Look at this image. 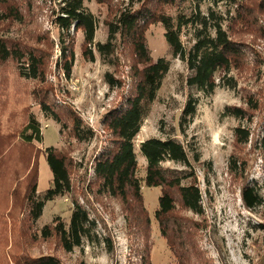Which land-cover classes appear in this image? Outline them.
Wrapping results in <instances>:
<instances>
[{"label":"rangeland","instance_id":"obj_1","mask_svg":"<svg viewBox=\"0 0 264 264\" xmlns=\"http://www.w3.org/2000/svg\"><path fill=\"white\" fill-rule=\"evenodd\" d=\"M132 1L137 8L144 0ZM17 2L21 19L0 18V41L10 49L18 47L41 57L45 74L43 82L25 79L19 76L15 60H0V208L5 213L0 211V259L4 260L5 255L9 257L11 248L13 264L17 258L21 261L26 256L45 254L57 256L63 264H178L153 216L158 207L159 187L143 185L141 188L150 218L145 244L144 236L129 232L118 200L97 195L93 184L94 160L109 139L102 119L109 111L123 107L132 87L131 60L119 37L111 55L100 54L96 44L106 42L107 23L131 0H82L96 20L93 43L89 46L94 59L84 54L82 30L71 29L64 42L73 53L69 76L63 68L59 29L53 23L60 0ZM208 6L204 2L200 10L205 12ZM191 8V2L185 0L166 10L175 16L179 12L188 14ZM228 8L218 5L221 11ZM4 10L0 5V12ZM246 13L244 20H237L232 27L233 38L245 52L239 69L232 71L236 89L218 87L210 96L198 94L196 113L183 132L178 123L191 92L185 83L189 71L184 62L172 57L161 24L151 23L145 31L152 60L163 57L169 60L170 68L133 140L138 165L136 176L142 179L146 169V161L139 151L141 142L149 138H172L186 146L191 168L172 161H165L161 166L185 175L187 179L183 182L193 173L201 191L204 211L201 216L178 212L181 219H190L199 228L193 229L197 255H192L187 264H264V203L248 209L241 198L244 185H256L264 201V156L255 144L264 126V2L261 6L259 0L247 3ZM34 94L48 101L62 118L60 123L42 110ZM247 98L257 101V110L248 109ZM226 107H241L250 113L249 118L240 120L224 114ZM70 113L81 120L83 131L90 128L94 132L92 139L78 142L72 136ZM29 114L39 123L40 143L26 144L19 138ZM237 126L250 130L249 144L236 143L234 128ZM51 146L70 161L72 190L46 202L41 216L31 223L24 199L26 175L38 157L37 195L41 196L52 178L43 155V150ZM194 155H198V161L193 160ZM231 155L245 166L235 175L228 169ZM75 201L96 221V231L91 240L65 252L55 236L43 239L40 230L45 225L51 226L54 217H60L67 226ZM4 217L6 225L3 226ZM143 256L148 261H143ZM0 264L11 262L6 259Z\"/></svg>","mask_w":264,"mask_h":264},{"label":"trees","instance_id":"obj_2","mask_svg":"<svg viewBox=\"0 0 264 264\" xmlns=\"http://www.w3.org/2000/svg\"><path fill=\"white\" fill-rule=\"evenodd\" d=\"M181 1L185 0H144L139 7L134 8L131 0L128 6L120 9L107 23L106 42L96 44V50L100 54L111 55L114 54L116 38L119 37L131 60L129 69L132 87L123 107L109 111L102 119V125L109 134V139L108 145L94 160L93 184L97 195L118 200L129 232L144 236L145 244L149 234L150 218L143 203L141 188L143 185L159 187L158 207L154 211V219L161 236L165 238L169 249L179 260L178 264H187L192 255H197L193 229L199 228L196 222L187 218L181 219L178 212H190L201 216L204 212L201 191L193 173L191 177L189 175L190 179L187 182H183L185 178L187 179L185 175L169 169L165 170L161 166L165 161H172L191 168L186 146L172 138H149L141 142L139 151L146 161V169L142 179L136 176L138 165L133 140L170 68L169 60L163 57L152 60L146 45L145 31L151 23L161 24L172 57L184 62L189 71L185 83L191 92L187 95L178 123L180 131L183 132L196 113L198 94L210 96L218 87L236 89L237 81L232 71L239 69L245 52L240 42L233 38L232 27L237 20H244L247 14L246 4L254 3V0H189L192 4L190 13L179 12L175 16L169 14L166 9L177 7ZM204 2L209 6L205 12H202L200 4ZM263 2L264 0H259V5H263ZM16 4H18L17 0H0V5L5 8L3 13L0 12V18L21 19ZM219 4L229 8L221 11L218 9ZM58 6L53 23L59 29L63 68L69 76L73 53L64 45L65 39L70 36L71 29L82 30L83 43L86 45L84 54H88L93 60L94 55L89 46L93 43L96 20L83 6L82 0H60ZM9 58L16 61L20 77L44 81L45 66L41 57L33 52H23L18 47L10 49L4 41H0V60L5 61ZM111 81L109 80V83L112 85ZM34 98L49 117L60 123L62 118L51 108L46 99H40L35 94ZM246 105L252 111L259 107L257 101L251 98H247ZM224 114L240 120H247L250 115L241 107H226ZM68 118L71 122L72 136L78 142L93 138L94 132L90 128L83 131L82 122L75 114L70 113ZM250 136L249 129L241 126L234 128V137L238 145L249 144ZM19 138L26 144L42 141L39 123L32 114L28 115L25 125L19 132ZM255 144L264 156V126ZM43 155L52 178L50 186L41 196L37 195L38 157L36 162L33 161L26 175L24 199L31 223L41 216L46 202L72 190L70 161L52 146L46 147ZM193 160L198 161V155H194ZM240 168H245L244 162H238L235 156L231 155L228 163L230 173L235 175ZM11 192L14 194V189ZM241 198L248 209H254L264 203L256 185H244ZM0 211L4 212L1 208ZM5 221L4 217L3 226L6 225ZM3 231L4 235L7 234L5 228ZM95 231L96 221L91 219L88 211L75 201L67 226L60 217H54L51 226L45 225L41 228L40 235L43 239L55 236L62 250L71 252L75 247H80L85 240H91L95 236ZM8 256L5 255V259L0 261L8 259L13 264L14 251L11 248ZM142 259L148 261L146 256ZM17 263L63 264L53 254L26 256Z\"/></svg>","mask_w":264,"mask_h":264}]
</instances>
